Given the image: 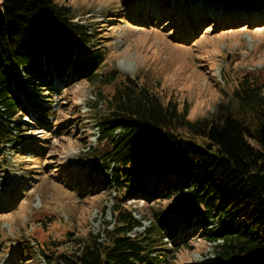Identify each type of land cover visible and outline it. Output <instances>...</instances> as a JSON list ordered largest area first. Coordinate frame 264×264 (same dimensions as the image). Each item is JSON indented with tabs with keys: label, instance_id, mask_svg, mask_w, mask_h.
Instances as JSON below:
<instances>
[{
	"label": "trees",
	"instance_id": "trees-1",
	"mask_svg": "<svg viewBox=\"0 0 264 264\" xmlns=\"http://www.w3.org/2000/svg\"><path fill=\"white\" fill-rule=\"evenodd\" d=\"M76 16L65 0H0V160L26 131L20 120L30 110H46L28 101L49 89L53 75L114 87L98 93L105 145L90 159L111 172L123 205L100 234L69 240L71 249L59 252L53 244L51 254L42 252L46 263L155 264L164 239L182 224L198 223L217 254L206 264H264V83L242 79L211 116L192 120L187 106L164 103L117 69L104 71L102 53L87 56L97 42ZM138 196L178 201L133 233L142 222L126 203Z\"/></svg>",
	"mask_w": 264,
	"mask_h": 264
},
{
	"label": "rangeland",
	"instance_id": "rangeland-1",
	"mask_svg": "<svg viewBox=\"0 0 264 264\" xmlns=\"http://www.w3.org/2000/svg\"><path fill=\"white\" fill-rule=\"evenodd\" d=\"M65 2L78 14L74 21L96 39L87 56L102 53L104 71L117 69L164 103L187 106L192 120L211 116L242 79L264 83V0ZM69 81L53 75L49 89L28 101L46 110H30L20 120L26 131L0 160V264H47L42 252L51 254L53 244L59 252L71 249L69 240L100 234L123 205L111 172L90 159L105 145L97 123L106 111L98 93L114 87ZM199 140L193 142L202 146ZM177 201L129 200L128 213L142 222L133 233L153 225ZM178 230L153 254L155 264L214 261L215 244L205 238V228L195 223Z\"/></svg>",
	"mask_w": 264,
	"mask_h": 264
},
{
	"label": "bare ground",
	"instance_id": "bare-ground-1",
	"mask_svg": "<svg viewBox=\"0 0 264 264\" xmlns=\"http://www.w3.org/2000/svg\"><path fill=\"white\" fill-rule=\"evenodd\" d=\"M121 69H122V71H124V72H129V71H127V70H125L124 68H122V67H120Z\"/></svg>",
	"mask_w": 264,
	"mask_h": 264
}]
</instances>
